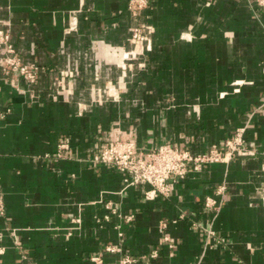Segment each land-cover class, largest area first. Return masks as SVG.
I'll return each instance as SVG.
<instances>
[{"label": "crops", "instance_id": "obj_1", "mask_svg": "<svg viewBox=\"0 0 264 264\" xmlns=\"http://www.w3.org/2000/svg\"><path fill=\"white\" fill-rule=\"evenodd\" d=\"M149 1L135 16L129 0H0V29L41 67L22 91L0 73V264H264V12ZM141 22L152 26L145 67L108 80ZM240 128L248 152L190 171L169 197L92 162L114 138L205 152ZM223 183L216 213L205 200Z\"/></svg>", "mask_w": 264, "mask_h": 264}, {"label": "built area", "instance_id": "obj_2", "mask_svg": "<svg viewBox=\"0 0 264 264\" xmlns=\"http://www.w3.org/2000/svg\"><path fill=\"white\" fill-rule=\"evenodd\" d=\"M249 1L264 12V0ZM149 2V0H129L128 9L133 15L139 16L149 8ZM151 31V25L138 24L131 29L128 41L131 44L141 45L144 51L150 50ZM135 55L133 57H136ZM142 65L144 64L142 63ZM40 71L39 64L34 61H24L18 55L10 33L0 29V73L9 79L12 89L14 91L23 90L20 79L27 84L29 89H32L38 82ZM58 83L61 84L59 81ZM244 132V128L238 129L223 144H213L205 152H194L170 143L144 149L134 140L114 138L106 142L94 154L92 162L107 165L123 172L125 188L137 184L149 185L150 188L146 191L148 199H154L157 196L169 197L173 184L187 176L190 171H201L206 164L229 161L235 153L248 152ZM69 149L70 141L65 139L59 144L56 155L64 157ZM45 156L50 157L51 154L47 153ZM226 188L225 183L221 184L216 190V196L219 198L208 196L205 200L206 206L215 210L216 213L221 209ZM109 207L111 206L109 205ZM163 227H166L165 223ZM211 233L213 232L209 231V234ZM166 240L170 242L168 236ZM170 247H173L172 244ZM107 249L114 250L112 246ZM151 256L156 257L157 252L152 251ZM24 258L26 259V256ZM93 260L101 262L100 257H93ZM136 261V258L127 256L122 264H134ZM19 264L25 263L20 262Z\"/></svg>", "mask_w": 264, "mask_h": 264}, {"label": "rangeland", "instance_id": "obj_3", "mask_svg": "<svg viewBox=\"0 0 264 264\" xmlns=\"http://www.w3.org/2000/svg\"><path fill=\"white\" fill-rule=\"evenodd\" d=\"M139 25H149V24H147L145 22H141V23H139ZM142 51H143V53H142ZM122 52L127 53V56L122 58L121 57L122 56ZM139 52H141V53H139ZM145 52H144L143 47L140 48V45L138 46V44H131L128 41V46H126L125 49L121 50V52H120V50H118V53H120L119 60L121 59V62H123V63H120L119 60L116 61V62H112L111 63L113 69L111 71L110 70L108 71L109 72L108 75L110 76V77L108 75L106 76V77H109L108 80L112 79L113 77L119 76L118 74L123 75V72L127 74V72H129L131 70H135L136 68L143 69L145 67V65H142V62H143L142 61V57L145 56ZM133 54L134 55L136 54L135 55L136 57H133L134 56ZM127 57H129V58H127ZM113 73L115 74L114 76H113ZM59 82H61V84H59L58 81H57V85H59L60 88H62L63 87L62 86V84H63L62 80L60 79ZM120 84H122V83L118 79L117 80H115V79L110 80L108 82V88L106 89L107 90L106 96H110V97H112L114 99L115 98V88H114V86L115 85L119 86ZM106 85H103V89H105Z\"/></svg>", "mask_w": 264, "mask_h": 264}]
</instances>
